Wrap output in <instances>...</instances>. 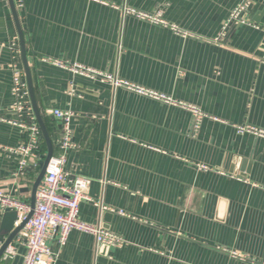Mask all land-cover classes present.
<instances>
[{"label":"crops","instance_id":"crops-1","mask_svg":"<svg viewBox=\"0 0 264 264\" xmlns=\"http://www.w3.org/2000/svg\"><path fill=\"white\" fill-rule=\"evenodd\" d=\"M22 1L14 4L49 142L42 132L25 169L11 150L27 136L6 119L15 99L13 43L27 75L14 10L0 0V190L35 201L50 148L59 152L61 122L49 110H72L77 146L65 168L91 178L88 195L103 206L84 200L80 217L124 241L97 246L92 234L73 230L65 246L49 240L52 264H264V136L239 129L264 130V0H251L253 24L222 42L216 38L243 0ZM125 8L159 10L168 25ZM53 60L113 74L174 103ZM7 237L0 233V248ZM10 245L14 253L5 251L0 264H23L25 246L15 238Z\"/></svg>","mask_w":264,"mask_h":264},{"label":"built area","instance_id":"built-area-1","mask_svg":"<svg viewBox=\"0 0 264 264\" xmlns=\"http://www.w3.org/2000/svg\"><path fill=\"white\" fill-rule=\"evenodd\" d=\"M18 2L19 6L23 5L22 0H18ZM250 5L251 0H243L232 10L219 36L216 38L217 42L226 40L237 26L253 24L248 17ZM124 12L126 14L137 15L144 20L154 23L168 25L162 18L159 10L148 13L125 8ZM172 28L176 32L186 34V32L178 30L175 25ZM12 47L15 49L12 64V93L15 99L12 106V116H8L6 119L13 124L21 126L26 131L27 136L25 140L14 150L11 149L20 154L19 165L22 169H25L29 160L35 155V151L40 147L42 131L30 100V91L24 70L19 66L16 43H13ZM53 62L88 78L109 82L115 88L123 87L165 102L174 103L165 94L137 86L113 74L105 73L79 63L68 64L57 60H53ZM75 91L74 88L70 90L73 94ZM189 107L195 113L201 114L197 108L193 106ZM49 113L53 114L61 122L59 152L52 155L48 161L44 177L36 192L34 207L30 202L13 197L0 190V209L2 211H16V225L25 222L15 237L16 241L25 246L26 251L23 264H52L57 254L49 245V240L56 238L61 246H65L73 230L92 234L95 237L97 246H121L124 242L121 237L105 229L101 224L88 223L81 219L80 205L82 201L89 200L94 202L96 206L101 208L103 206L88 195V189L92 181L91 178L71 173L65 168L68 150L77 146V143L73 140L71 128V122L75 115L74 112L72 110L53 109L49 110ZM239 129L264 136L263 129L251 126H239ZM119 213L125 214L122 211H119ZM30 214L31 216L29 217ZM6 252L8 256H11L14 253V247L9 245Z\"/></svg>","mask_w":264,"mask_h":264},{"label":"water","instance_id":"water-1","mask_svg":"<svg viewBox=\"0 0 264 264\" xmlns=\"http://www.w3.org/2000/svg\"><path fill=\"white\" fill-rule=\"evenodd\" d=\"M10 2L12 5V8L14 10V14H15V17H16V20L18 23L19 32H20L22 57H23V61H24L25 69H26V75H27V80H28L30 97L32 100L34 111H35L37 119L39 121L40 128H41L45 138L49 142V136H48L46 128L44 126V123H43V120L41 118V115H40V112H39V109H38V106H37V103L35 100V96H34L33 83H32L31 72H30V69L28 66V61H27V54H26V47H25V40H24L23 32L20 29V25H19V21H18V15H17V11L15 8L14 0H10ZM52 155H53L52 149L50 148V151H49V154L46 158V162H45V165L43 167L42 173L40 174V177L38 178V180L36 182V189H37V186L40 184L41 180L43 179V176H44L45 171H46V166L48 164L49 159L52 157ZM34 204H35V201L32 202L31 205L34 207ZM30 216H31V214L29 215V217ZM16 220H17V212L16 211H8L5 213L4 218H3V222L1 225V229H0V231H1L0 233H5L8 235V237H7L6 241L4 242V244L0 248V256H2L5 253L7 247L11 244L13 239L16 237L18 232L21 230V228L25 224V222H23L20 225H16Z\"/></svg>","mask_w":264,"mask_h":264}]
</instances>
